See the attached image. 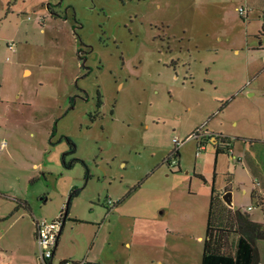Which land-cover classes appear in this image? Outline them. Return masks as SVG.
<instances>
[{
    "label": "rangeland",
    "instance_id": "1",
    "mask_svg": "<svg viewBox=\"0 0 264 264\" xmlns=\"http://www.w3.org/2000/svg\"><path fill=\"white\" fill-rule=\"evenodd\" d=\"M263 6L0 0V264H39L33 221L69 199L56 259L99 238L136 264H200L212 190L264 224Z\"/></svg>",
    "mask_w": 264,
    "mask_h": 264
},
{
    "label": "trees",
    "instance_id": "2",
    "mask_svg": "<svg viewBox=\"0 0 264 264\" xmlns=\"http://www.w3.org/2000/svg\"><path fill=\"white\" fill-rule=\"evenodd\" d=\"M216 136V135H215ZM218 141L222 137L216 136ZM71 151H75L74 144L67 138ZM223 140V139H222ZM216 155L223 151L215 145ZM230 151V148H226ZM179 157V152L174 151L167 156L165 162L169 164L172 156ZM71 167L72 165H66ZM249 169L253 176L258 171L252 162H249ZM78 191H74L70 198L76 196ZM253 197V192L251 194ZM213 195L210 194L209 208L207 213L206 228L202 239V255L200 264H260L261 256L257 242H264V224L251 220L249 214L238 209L231 210L225 206H220ZM71 199L65 204L63 210V224L66 220ZM63 224L61 227L62 232Z\"/></svg>",
    "mask_w": 264,
    "mask_h": 264
},
{
    "label": "built area",
    "instance_id": "3",
    "mask_svg": "<svg viewBox=\"0 0 264 264\" xmlns=\"http://www.w3.org/2000/svg\"><path fill=\"white\" fill-rule=\"evenodd\" d=\"M239 16L242 19H245L248 15L249 9L247 7H239L237 9ZM262 17L264 19V6L261 11ZM13 45H8V49H12ZM214 135V139H215ZM208 139L207 135H205V139ZM176 146H178V142L174 140ZM206 149V140L200 141L197 145L196 155L201 151ZM174 151H178V147H175ZM175 157V155L173 156ZM171 159V158H170ZM178 163V161H169V165H174ZM109 204H112V201H108ZM249 210L252 208L249 207ZM34 224V243L36 247V255L39 261V264H93L88 262L86 259L81 260H73V259H63L60 261H54L53 256L55 253V249L57 246V241L59 237V233L61 231V227L63 224V211L60 213L59 217L47 222L45 220H37L33 221Z\"/></svg>",
    "mask_w": 264,
    "mask_h": 264
},
{
    "label": "crops",
    "instance_id": "4",
    "mask_svg": "<svg viewBox=\"0 0 264 264\" xmlns=\"http://www.w3.org/2000/svg\"><path fill=\"white\" fill-rule=\"evenodd\" d=\"M26 71L27 70H25V72ZM230 151H232V149H230ZM227 192H229V190L225 188L220 194L218 195L213 194V195L217 197L216 199L218 201V204H220V206H223V207L225 206L226 208H230L231 210H234V208L232 207V204L230 206L226 205L222 200V196L225 195ZM232 197H234L233 194H231V201L233 199ZM61 234L58 237L57 246H56L55 253L53 256L54 261L55 260L60 261L63 259H75V253H63V252L58 253V258L56 259V250H57V247H59L61 243ZM33 235H34V231H33ZM33 239H34V236H33ZM98 240L99 238H97L94 241V243H92V246L89 249V252H87V254L80 259H86L88 262L93 263V264H136V262H134L135 258L131 252L132 245L130 242L127 241L124 243L125 248L128 250L127 252L120 253L115 250L114 251L115 256H111V255H105V249H106L105 240L100 241V242ZM95 249H96V252H93V250Z\"/></svg>",
    "mask_w": 264,
    "mask_h": 264
},
{
    "label": "water",
    "instance_id": "5",
    "mask_svg": "<svg viewBox=\"0 0 264 264\" xmlns=\"http://www.w3.org/2000/svg\"><path fill=\"white\" fill-rule=\"evenodd\" d=\"M222 200L226 205H231V193L227 192L225 195L222 196Z\"/></svg>",
    "mask_w": 264,
    "mask_h": 264
},
{
    "label": "flooded vegetation",
    "instance_id": "6",
    "mask_svg": "<svg viewBox=\"0 0 264 264\" xmlns=\"http://www.w3.org/2000/svg\"><path fill=\"white\" fill-rule=\"evenodd\" d=\"M214 144H217L218 143V141L215 139V141L213 142Z\"/></svg>",
    "mask_w": 264,
    "mask_h": 264
}]
</instances>
